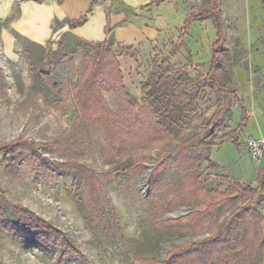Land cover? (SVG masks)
<instances>
[{
    "label": "rangeland",
    "instance_id": "1",
    "mask_svg": "<svg viewBox=\"0 0 264 264\" xmlns=\"http://www.w3.org/2000/svg\"><path fill=\"white\" fill-rule=\"evenodd\" d=\"M24 1L49 0H11L0 14V264H201L184 253L210 238H221L224 249L211 264H264V150L255 157L252 145L264 142V0H185L192 13L179 35L169 31L152 48L124 51L116 42L110 55L130 101L142 105L143 85L166 59L191 97L178 107L174 137L153 131L126 156L112 148L116 132L101 130L98 112L79 105L89 47L59 51L72 35L63 32L66 20H54L43 42L18 31ZM217 14L226 102L198 87L209 78ZM100 91L130 130L123 137L141 140L125 98L107 86ZM208 125L204 141L179 148ZM230 143L252 162L238 164ZM145 150L150 159L137 163ZM53 163L66 166L49 169ZM17 206L46 226L19 221Z\"/></svg>",
    "mask_w": 264,
    "mask_h": 264
},
{
    "label": "trees",
    "instance_id": "2",
    "mask_svg": "<svg viewBox=\"0 0 264 264\" xmlns=\"http://www.w3.org/2000/svg\"><path fill=\"white\" fill-rule=\"evenodd\" d=\"M96 0H92V4ZM92 10V5L89 8L87 13H90ZM202 20V18H197V21ZM87 20L86 15L81 18L71 21L68 23L69 28L75 29L83 24H85ZM195 20V19H194ZM220 16L217 14L215 18V25L217 29V41L214 43L212 47V60L210 62V72L208 79L199 78V88L210 87L213 90H216L217 93L222 94L220 96L223 100H227V96H224L223 86L219 80V76L217 74V69L221 63L222 57L220 55L224 51L221 47V37L223 36L222 24L220 21ZM185 26L183 29H186ZM184 31V30H183ZM109 37L103 42H89L84 39H81L74 35H67L62 37L59 42V51L66 53L68 49L73 48V50L89 47V51L87 52V56L90 58V68L87 71L86 79L84 80V84L82 87L78 89L77 98L79 101V105L82 107L84 111L89 110L90 108L95 109L98 112V117L96 118V122L100 124L101 130L111 133L116 132V142L115 145H112V148H117L118 153L123 156H126L129 151H132L133 146H141L144 147L147 143L146 136H148L151 132H156L162 136L166 137H174L175 132L179 130V123H181L183 116L179 114V106L186 105L188 101H190V94L184 89H181L180 84V76L181 71H174V66L171 64V61L166 59L161 63L156 65L155 71L152 73L150 79L143 85V90L145 92V97L143 99L142 105L138 102L130 101V95L125 91L124 87L121 84V77H118L119 74L118 64L114 60V56L110 55L112 53V49L116 44V41L110 32H108ZM122 50H129L131 47L120 45ZM105 55H110L107 59ZM110 60V61H109ZM153 85L155 89L153 90ZM107 86V88H113L117 92H119L126 100L127 106L133 110L132 117H127V121L130 122V126L134 127L133 131L138 132L143 137L141 140L135 141L129 137H123V131H130L128 128H125L121 122L116 121V114L109 107V104L103 97L100 87ZM224 107L220 111V115L222 116L225 112ZM131 116V113H130ZM243 116L246 117V113L243 112ZM243 120V119H242ZM118 126L116 127V125ZM245 123L243 124V126ZM213 125H208L203 127L200 134L192 137L191 139L181 143L179 148L188 150L189 147L194 145L196 142L204 141V139L211 134V129ZM179 132V131H178ZM237 138H234L232 141L235 145L237 144ZM20 143L15 142L13 144L14 149L20 148ZM22 146V145H21ZM150 151L145 150L140 155H137L139 164L142 162H146L150 159ZM17 156L12 155L11 159L15 162ZM135 162V161H134ZM136 165V163L134 164ZM52 166H57V168L63 169L64 165L51 164L48 168H53ZM133 166V165H132ZM73 168V167H72ZM75 169V167H74ZM156 168L153 169V174L156 172ZM77 177L82 179L84 177L85 169H75ZM264 174V168H262L258 175ZM264 177V176H263ZM227 179V178H225ZM238 183V181H236ZM202 188V186L200 187ZM203 190V188H202ZM0 207V212H1ZM16 213H18L19 221L26 222L30 221L31 225L36 228L37 224H41L46 226V223L35 217L34 215L31 217V213L28 212L23 207L17 206L15 208ZM202 209L200 212H203ZM199 212V213H200ZM193 214L188 215V218H191ZM18 221V223H19ZM13 224V223H11ZM222 235V234H221ZM223 236V235H222ZM225 236V235H224ZM224 238V237H223ZM221 238H210L202 242H198V244L190 245L192 246L191 250L185 251L184 255H193L191 259L195 258V260H199L201 264H211V261L220 259L222 249L220 245ZM245 250V249H244ZM191 255V256H192Z\"/></svg>",
    "mask_w": 264,
    "mask_h": 264
},
{
    "label": "crops",
    "instance_id": "3",
    "mask_svg": "<svg viewBox=\"0 0 264 264\" xmlns=\"http://www.w3.org/2000/svg\"><path fill=\"white\" fill-rule=\"evenodd\" d=\"M91 5L92 10L87 13ZM190 12L191 7L187 6L185 0H98L93 4L92 0H49L41 4L24 1L15 26L28 38L43 42L52 33L54 20H66L67 26L63 32L89 42L105 41L109 37L108 31L123 46L135 47L148 43V48H152L158 40H167L169 31L179 35V29L185 27ZM85 15V24L72 30L69 28V22ZM34 26L40 28L41 39L32 36ZM233 144L230 143L240 156L236 160L238 164L244 165L246 160L252 162L249 157L240 155ZM243 157L244 161L241 160Z\"/></svg>",
    "mask_w": 264,
    "mask_h": 264
},
{
    "label": "bare ground",
    "instance_id": "4",
    "mask_svg": "<svg viewBox=\"0 0 264 264\" xmlns=\"http://www.w3.org/2000/svg\"><path fill=\"white\" fill-rule=\"evenodd\" d=\"M11 3V0H0V14L5 15L6 10ZM32 36L36 39H41V30L39 27L34 26V28L31 29Z\"/></svg>",
    "mask_w": 264,
    "mask_h": 264
},
{
    "label": "built area",
    "instance_id": "5",
    "mask_svg": "<svg viewBox=\"0 0 264 264\" xmlns=\"http://www.w3.org/2000/svg\"><path fill=\"white\" fill-rule=\"evenodd\" d=\"M253 147L255 150V157L261 158L264 150V142L262 141H253Z\"/></svg>",
    "mask_w": 264,
    "mask_h": 264
}]
</instances>
